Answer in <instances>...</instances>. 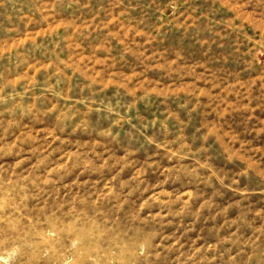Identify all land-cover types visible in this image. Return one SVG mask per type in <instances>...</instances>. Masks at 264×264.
<instances>
[{
    "label": "rangeland",
    "instance_id": "374dc122",
    "mask_svg": "<svg viewBox=\"0 0 264 264\" xmlns=\"http://www.w3.org/2000/svg\"><path fill=\"white\" fill-rule=\"evenodd\" d=\"M0 264H264V0H0Z\"/></svg>",
    "mask_w": 264,
    "mask_h": 264
}]
</instances>
